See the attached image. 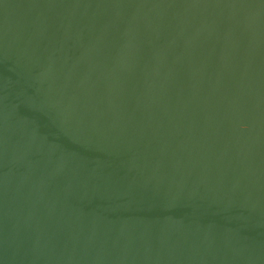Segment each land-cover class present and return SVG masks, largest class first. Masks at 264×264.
Listing matches in <instances>:
<instances>
[{"label": "water", "instance_id": "1", "mask_svg": "<svg viewBox=\"0 0 264 264\" xmlns=\"http://www.w3.org/2000/svg\"><path fill=\"white\" fill-rule=\"evenodd\" d=\"M0 264H264V0H0Z\"/></svg>", "mask_w": 264, "mask_h": 264}]
</instances>
